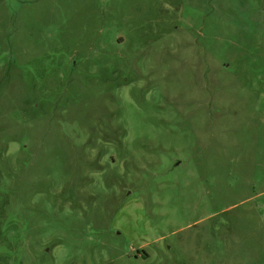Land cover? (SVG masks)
Listing matches in <instances>:
<instances>
[{
  "label": "rangeland",
  "instance_id": "rangeland-1",
  "mask_svg": "<svg viewBox=\"0 0 264 264\" xmlns=\"http://www.w3.org/2000/svg\"><path fill=\"white\" fill-rule=\"evenodd\" d=\"M0 264H264V0H0Z\"/></svg>",
  "mask_w": 264,
  "mask_h": 264
}]
</instances>
